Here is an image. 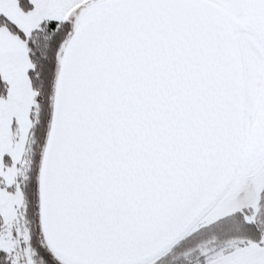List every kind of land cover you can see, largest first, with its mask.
<instances>
[{
	"label": "snow or ice",
	"instance_id": "obj_1",
	"mask_svg": "<svg viewBox=\"0 0 264 264\" xmlns=\"http://www.w3.org/2000/svg\"><path fill=\"white\" fill-rule=\"evenodd\" d=\"M264 264V0H0V264Z\"/></svg>",
	"mask_w": 264,
	"mask_h": 264
},
{
	"label": "rangeland",
	"instance_id": "obj_2",
	"mask_svg": "<svg viewBox=\"0 0 264 264\" xmlns=\"http://www.w3.org/2000/svg\"><path fill=\"white\" fill-rule=\"evenodd\" d=\"M182 262L180 259H170L169 264H183Z\"/></svg>",
	"mask_w": 264,
	"mask_h": 264
},
{
	"label": "trees",
	"instance_id": "obj_3",
	"mask_svg": "<svg viewBox=\"0 0 264 264\" xmlns=\"http://www.w3.org/2000/svg\"><path fill=\"white\" fill-rule=\"evenodd\" d=\"M183 263V262H182ZM184 264V263H183Z\"/></svg>",
	"mask_w": 264,
	"mask_h": 264
}]
</instances>
